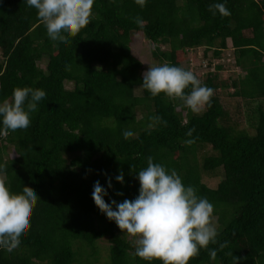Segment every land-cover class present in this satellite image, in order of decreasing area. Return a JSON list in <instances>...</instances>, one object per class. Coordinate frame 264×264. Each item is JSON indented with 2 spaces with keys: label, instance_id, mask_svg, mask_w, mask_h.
<instances>
[{
  "label": "trees",
  "instance_id": "16d2710c",
  "mask_svg": "<svg viewBox=\"0 0 264 264\" xmlns=\"http://www.w3.org/2000/svg\"><path fill=\"white\" fill-rule=\"evenodd\" d=\"M220 2L146 0L141 7L95 0L90 24L62 45L25 0H0V101L18 87L46 93L27 129L0 136V179L12 193L28 187L41 200L20 247L0 248V264H97L103 238L109 264H160L136 257L91 199L96 181L106 188V203L134 199L148 157L213 205L215 243L187 264H264V0H226L227 17L209 11ZM136 17L146 23L137 25ZM136 32L153 45L157 65L192 71L181 65L189 50L202 48V58L210 52L213 60L230 49L231 65L242 74L220 79L225 65L193 73L213 89L210 106L193 113L180 99L153 97L141 87L142 64L130 46ZM220 90L248 106L246 128L222 106ZM127 130L134 135L125 139ZM119 173L123 184L115 180ZM213 177L218 182L210 187Z\"/></svg>",
  "mask_w": 264,
  "mask_h": 264
},
{
  "label": "clouds",
  "instance_id": "9594fccd",
  "mask_svg": "<svg viewBox=\"0 0 264 264\" xmlns=\"http://www.w3.org/2000/svg\"><path fill=\"white\" fill-rule=\"evenodd\" d=\"M95 0H25L34 8L44 25L46 34L53 41L67 45L65 37L77 35L90 24ZM143 7L146 0H134ZM212 15L227 17L231 13L225 2L209 5ZM137 25L146 23L135 18ZM141 87L153 97L164 94L178 98L184 107L198 113L210 106L213 89L201 85L190 70L170 64L148 66L142 73ZM190 91L185 93V89ZM46 93L30 87L14 88L9 98L0 101V136L24 130L30 126V116L38 110ZM158 123H166L159 116L150 117ZM149 127H152L150 124ZM194 129L185 134L191 137ZM125 139L132 137L131 130L122 133ZM195 139H186L192 144ZM0 175L3 170L0 169ZM138 195L120 203L105 202L106 188L99 181L93 184L91 199L94 206L109 221L115 223L123 235L134 239V255L144 261L159 260L160 264H187L198 255L200 249L215 243L217 231L211 223L213 205L197 195L192 186H185L174 169H167L160 163L147 158V166L137 172ZM115 180L123 184L124 175L119 173ZM111 189V181H106ZM117 195H122L117 193ZM40 200L28 187L21 193H12L3 179H0V248L12 251L20 247V241L30 228L34 206ZM41 201V200H40ZM215 257V250H210ZM237 264V262H236Z\"/></svg>",
  "mask_w": 264,
  "mask_h": 264
},
{
  "label": "rangeland",
  "instance_id": "374dc122",
  "mask_svg": "<svg viewBox=\"0 0 264 264\" xmlns=\"http://www.w3.org/2000/svg\"><path fill=\"white\" fill-rule=\"evenodd\" d=\"M131 41V52L141 62L143 72L147 70L148 66L157 65L156 61H154L151 56L153 45L150 42L146 41L142 37V35L137 32L132 34ZM202 51V48L189 50L188 52H186V56L184 57V61L181 63V65L183 67L188 66L190 69H192V71H194L193 73H195L196 75L206 74L209 71L215 72V66L219 64L225 65L223 70H219L217 72L220 79L223 80L242 74L239 71H236L231 65V62L227 60V58H229V56L231 55L230 49L222 51L219 60L222 59L223 62L216 60L217 63L215 65L213 64L214 67L211 66V53L207 52L206 55L202 58ZM44 61L45 60L39 63V66L42 68L44 67ZM218 95L222 106L229 112L232 120L237 122L238 128H246L248 126L246 122V116L248 115V106L242 100L229 96L227 90H220L218 92ZM9 155L13 156L11 149H9ZM206 181L207 185H209L210 187H215L218 182V178L213 177L212 180L207 179ZM211 223L213 226L215 225L214 217H211ZM126 238L133 244V246H135L134 239L132 237L126 235ZM108 244L109 243L107 241V238H103L98 241L97 246L101 251H98L97 253V264H109L107 249H105Z\"/></svg>",
  "mask_w": 264,
  "mask_h": 264
},
{
  "label": "built area",
  "instance_id": "2783aa9c",
  "mask_svg": "<svg viewBox=\"0 0 264 264\" xmlns=\"http://www.w3.org/2000/svg\"><path fill=\"white\" fill-rule=\"evenodd\" d=\"M220 58V57H219ZM219 58L218 59H213L212 61H211V66L212 67H214L213 66V64L215 65L216 63H217V61L216 60H219ZM227 60H229V62H230V56H229V58H227ZM219 61H222L223 62V60L221 59V60H219ZM220 65V64H219ZM215 68V67H214Z\"/></svg>",
  "mask_w": 264,
  "mask_h": 264
}]
</instances>
